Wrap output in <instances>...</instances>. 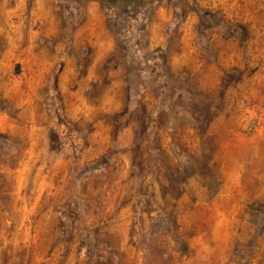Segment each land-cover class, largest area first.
<instances>
[{
	"label": "rangeland",
	"instance_id": "obj_1",
	"mask_svg": "<svg viewBox=\"0 0 264 264\" xmlns=\"http://www.w3.org/2000/svg\"><path fill=\"white\" fill-rule=\"evenodd\" d=\"M0 264H264V0H0Z\"/></svg>",
	"mask_w": 264,
	"mask_h": 264
}]
</instances>
